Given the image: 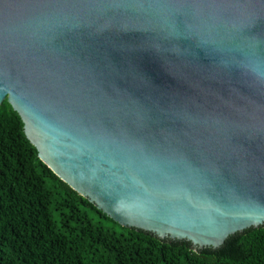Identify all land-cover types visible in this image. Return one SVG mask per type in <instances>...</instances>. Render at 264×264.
Masks as SVG:
<instances>
[{
  "label": "water",
  "instance_id": "1",
  "mask_svg": "<svg viewBox=\"0 0 264 264\" xmlns=\"http://www.w3.org/2000/svg\"><path fill=\"white\" fill-rule=\"evenodd\" d=\"M113 222L219 248L264 225V0H0V105Z\"/></svg>",
  "mask_w": 264,
  "mask_h": 264
},
{
  "label": "trees",
  "instance_id": "2",
  "mask_svg": "<svg viewBox=\"0 0 264 264\" xmlns=\"http://www.w3.org/2000/svg\"><path fill=\"white\" fill-rule=\"evenodd\" d=\"M0 264H264V225L195 250L123 228L44 166L4 100Z\"/></svg>",
  "mask_w": 264,
  "mask_h": 264
}]
</instances>
